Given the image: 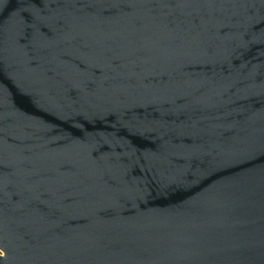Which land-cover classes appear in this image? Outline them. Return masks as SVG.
Masks as SVG:
<instances>
[{
    "label": "water",
    "instance_id": "water-1",
    "mask_svg": "<svg viewBox=\"0 0 264 264\" xmlns=\"http://www.w3.org/2000/svg\"><path fill=\"white\" fill-rule=\"evenodd\" d=\"M0 264H264V0H0Z\"/></svg>",
    "mask_w": 264,
    "mask_h": 264
}]
</instances>
